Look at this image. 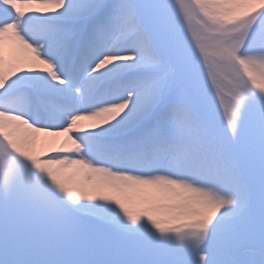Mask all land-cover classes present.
<instances>
[{
	"label": "snow or ice",
	"instance_id": "6c2138e0",
	"mask_svg": "<svg viewBox=\"0 0 264 264\" xmlns=\"http://www.w3.org/2000/svg\"><path fill=\"white\" fill-rule=\"evenodd\" d=\"M0 264H264V0H0Z\"/></svg>",
	"mask_w": 264,
	"mask_h": 264
},
{
	"label": "rangeland",
	"instance_id": "374dc122",
	"mask_svg": "<svg viewBox=\"0 0 264 264\" xmlns=\"http://www.w3.org/2000/svg\"><path fill=\"white\" fill-rule=\"evenodd\" d=\"M49 154H51V153H49Z\"/></svg>",
	"mask_w": 264,
	"mask_h": 264
}]
</instances>
